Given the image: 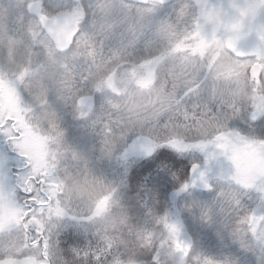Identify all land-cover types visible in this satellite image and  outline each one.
Here are the masks:
<instances>
[{"label": "snow or ice", "instance_id": "1", "mask_svg": "<svg viewBox=\"0 0 264 264\" xmlns=\"http://www.w3.org/2000/svg\"><path fill=\"white\" fill-rule=\"evenodd\" d=\"M0 264H264V0H0Z\"/></svg>", "mask_w": 264, "mask_h": 264}, {"label": "trees", "instance_id": "2", "mask_svg": "<svg viewBox=\"0 0 264 264\" xmlns=\"http://www.w3.org/2000/svg\"><path fill=\"white\" fill-rule=\"evenodd\" d=\"M165 151H167L165 149ZM180 157H178L179 159ZM145 180L149 185L158 191L161 197L170 195L172 187L163 178V175L156 174V163L152 158L139 157L136 158L130 165L128 182L131 187V194H134L139 184ZM211 242V241H210Z\"/></svg>", "mask_w": 264, "mask_h": 264}]
</instances>
